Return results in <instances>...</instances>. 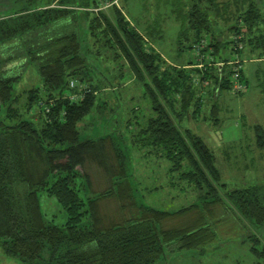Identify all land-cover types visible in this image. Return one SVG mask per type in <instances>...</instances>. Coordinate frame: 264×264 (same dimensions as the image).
<instances>
[{
	"label": "trees",
	"instance_id": "trees-1",
	"mask_svg": "<svg viewBox=\"0 0 264 264\" xmlns=\"http://www.w3.org/2000/svg\"><path fill=\"white\" fill-rule=\"evenodd\" d=\"M98 1L0 0L2 250L26 264H154L166 248L205 247L216 238L215 222L217 225L227 215L242 230L232 232L229 243L246 246L249 264H264V182L227 188L215 165V156L203 139L189 128L182 131L174 120L181 119L191 104L197 113L202 97L195 95V75L213 82L218 90L231 88L232 64L228 61L238 58L240 80L246 87L240 53L249 46L250 52L261 49L259 57H264V12L255 0H247L245 7H236L234 23L228 25L232 36L220 40L214 32L216 26L219 28L216 17L224 14L220 8H226V2L169 1L179 26L175 37L177 60L167 62L151 45L152 38L160 37V28L142 32L115 0H103L109 4L111 14L103 11ZM79 7L99 49H112L113 57H121L134 80L148 93L155 112L139 129V140L151 145L156 155L169 159L172 169L183 168L181 175L197 183L208 197L204 203L211 207L205 206L198 217L184 225L165 227L163 223L171 213L199 210L196 204L193 209L189 206L173 211L139 205L125 179L124 154L114 145L111 152L115 149L113 155L118 164L108 155L105 138L112 144L111 138L79 136L78 122L94 105L99 89L82 52L80 36L68 26L79 20ZM227 43L231 44L230 55L221 52ZM189 49L193 56H184ZM198 51L210 55L201 58L207 63L204 70L195 65L199 62ZM216 61L224 63L219 68ZM28 63L36 64L39 77L33 79L38 83L32 81L26 88L21 106L14 85L23 78L17 68ZM258 69L264 90V69ZM71 79L76 84H71ZM32 108H37V118L30 113ZM256 126L261 130L257 140L264 142V131ZM86 159L103 168L110 186L85 197L81 190L88 182L80 167ZM114 164L117 171L113 170ZM111 176L117 177L115 184ZM124 188L129 189L133 203L136 202V211L119 220L104 217L99 209L101 201L114 197L123 207L125 201L120 197ZM41 192L54 196L63 208V223L44 217ZM212 206L221 212H213Z\"/></svg>",
	"mask_w": 264,
	"mask_h": 264
},
{
	"label": "rangeland",
	"instance_id": "rangeland-1",
	"mask_svg": "<svg viewBox=\"0 0 264 264\" xmlns=\"http://www.w3.org/2000/svg\"><path fill=\"white\" fill-rule=\"evenodd\" d=\"M79 0H77L78 2ZM121 6L126 17L144 32L148 29L153 32L160 28V37L152 38L151 45L159 51L167 61H176L175 37L178 30V20L171 11L169 1L172 0H115ZM226 2L223 15L216 17L219 28L215 27L216 39H229L232 31L228 28L234 23V11L236 7H245L247 0H219ZM99 7L111 14L109 4L100 0ZM264 12V0H255ZM173 7V6H172ZM228 11H227V10ZM81 7L77 10L78 21L68 25L76 29L81 40L82 52L88 64L93 70L94 81H97L99 89L94 105L90 111L78 122L79 136L81 139H97L103 135L109 136V142L105 138V147L113 163L118 164V159L111 152L115 146L124 154L125 179L132 186L134 199L140 205H151L153 207L173 211L180 207H189L196 204L199 210H191L186 213H173L165 216L164 226H181L190 222L191 218L198 217L204 207L209 203L205 192L199 188L197 183L189 181L181 175V168L172 169V162L166 157L156 155L152 146L144 144L139 140V129L146 123L147 119L154 115L148 93L145 87L134 80V76L124 60L112 56V49H99V42L91 35L88 27V19L82 16ZM97 11V10H94ZM227 11V12H226ZM217 16V15H216ZM228 20H223L225 18ZM148 42V41H147ZM150 44V43H149ZM231 44L221 51L230 55ZM247 49H250L249 46ZM242 50L240 57L247 77L246 87L242 92H234V89L221 88L218 90L216 84L209 81L208 84H200L199 80L194 84L196 96H201L200 106L197 113L193 111L191 104L181 119H174L178 127L184 131L189 128L198 134L215 156V165L221 173V180L227 188L242 187L250 183L264 182V142H258V135L264 131V90L260 82V67L264 69V60L260 62L250 61L249 58H259L257 52ZM264 55V49H263ZM186 57L193 56V50L184 54ZM199 58V57H198ZM181 59V57H180ZM221 66V65H220ZM226 64L225 68H228ZM258 70L259 75L256 73ZM17 70L23 73V78L14 85V93H17L18 103L25 101L26 88L34 83L39 77L36 64L28 63ZM33 83V84H34ZM37 108H32L33 117L37 116ZM217 117L215 120L214 117ZM37 118V117H36ZM39 119V118H38ZM36 119V120H38ZM115 145V146H114ZM86 176L88 184L82 188L81 194L88 196L95 191L104 190L110 186V180L103 168L91 159H86L80 167ZM113 170L118 167L114 164ZM118 181L116 176H111V182ZM40 208L47 219L61 224L65 221L66 214L54 196L40 193ZM124 206L121 201L110 197L103 199L100 203V213L104 217H113L119 220L122 216L128 217L131 212L136 211V202L129 189L124 188ZM217 206V205H216ZM212 206L213 212L219 214L220 208ZM208 207H211L208 206ZM216 225V238L203 246L197 248L171 247L166 248L154 264H249L250 253L245 245L229 243L232 232H242L237 222L227 215ZM215 221V218L213 217ZM176 245V244H175ZM0 264H26L18 257L6 253L0 246Z\"/></svg>",
	"mask_w": 264,
	"mask_h": 264
},
{
	"label": "built area",
	"instance_id": "built-area-1",
	"mask_svg": "<svg viewBox=\"0 0 264 264\" xmlns=\"http://www.w3.org/2000/svg\"><path fill=\"white\" fill-rule=\"evenodd\" d=\"M198 53V59H199V62L195 65H197L198 67H201L203 70L206 68L207 63H204V60H202L201 58L202 57H207V58H210V55L209 54H202L200 53L199 51L197 52ZM224 61H216L214 64H217L219 65V68L223 65ZM228 63H231L232 64V67H231V72L229 74L230 76V79L232 81V88L236 91V90H244L245 89V84L240 80V68H241V64H240V61L238 58H234V59H231L228 61ZM208 64H211V62H208ZM221 65V66H220ZM195 79V77H194ZM199 80H196L195 79V82L198 83ZM209 82L208 79H202L200 81V84H203V85H207ZM71 84H76V81L71 79ZM75 97H73L74 99L77 97V95L75 94L74 95ZM48 109V108H46Z\"/></svg>",
	"mask_w": 264,
	"mask_h": 264
},
{
	"label": "crops",
	"instance_id": "crops-1",
	"mask_svg": "<svg viewBox=\"0 0 264 264\" xmlns=\"http://www.w3.org/2000/svg\"><path fill=\"white\" fill-rule=\"evenodd\" d=\"M249 60H250V61H253V62H260V61L264 60V57H262V58H260V57H259V58H255V57H254V58H249ZM256 71H257V72H256L257 75H259L257 69H256Z\"/></svg>",
	"mask_w": 264,
	"mask_h": 264
}]
</instances>
